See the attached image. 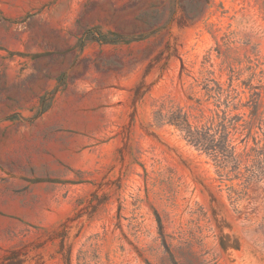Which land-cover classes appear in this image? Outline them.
<instances>
[{
    "label": "rangeland",
    "instance_id": "374dc122",
    "mask_svg": "<svg viewBox=\"0 0 264 264\" xmlns=\"http://www.w3.org/2000/svg\"><path fill=\"white\" fill-rule=\"evenodd\" d=\"M0 264H264V0H0Z\"/></svg>",
    "mask_w": 264,
    "mask_h": 264
}]
</instances>
